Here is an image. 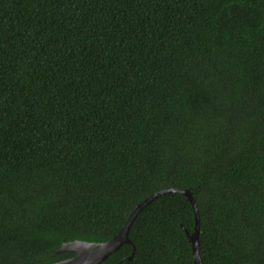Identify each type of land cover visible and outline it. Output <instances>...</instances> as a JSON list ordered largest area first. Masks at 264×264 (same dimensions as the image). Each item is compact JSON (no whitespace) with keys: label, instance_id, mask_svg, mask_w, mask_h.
I'll return each mask as SVG.
<instances>
[{"label":"trees","instance_id":"1","mask_svg":"<svg viewBox=\"0 0 264 264\" xmlns=\"http://www.w3.org/2000/svg\"><path fill=\"white\" fill-rule=\"evenodd\" d=\"M166 188L201 264H264V0H0V264ZM194 224L160 194L100 264H193Z\"/></svg>","mask_w":264,"mask_h":264},{"label":"water","instance_id":"2","mask_svg":"<svg viewBox=\"0 0 264 264\" xmlns=\"http://www.w3.org/2000/svg\"><path fill=\"white\" fill-rule=\"evenodd\" d=\"M171 191L183 194L191 203V207L194 212L195 224L191 233H189L186 229H184V231L187 240L191 244L193 264H201L198 246L199 214L196 202L188 190L177 188H166L159 190L138 203L133 211L129 214L120 231L107 241L92 242L85 240H73L63 242L62 245L56 250V252L71 251L75 252V255L50 264H100L104 259L107 258L110 253L116 251L123 243H130V240L128 238V230L138 212L158 195ZM133 253L134 248L132 249V252L127 256V259H131Z\"/></svg>","mask_w":264,"mask_h":264}]
</instances>
